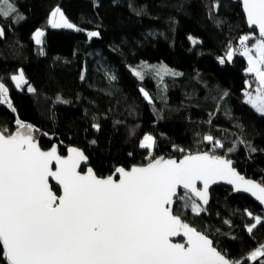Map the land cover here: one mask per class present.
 <instances>
[{
    "label": "trees",
    "instance_id": "trees-1",
    "mask_svg": "<svg viewBox=\"0 0 264 264\" xmlns=\"http://www.w3.org/2000/svg\"><path fill=\"white\" fill-rule=\"evenodd\" d=\"M12 2L18 15L0 17V83L9 89L15 111L0 104V127L16 132L17 119L30 124L42 149L56 145L64 155L76 147L98 176L159 156L178 160L189 152H209L264 184V115L244 100L256 82L238 53L230 62L219 60L229 45L239 48L240 36L258 37L248 31L237 0ZM56 7L74 29L49 26ZM37 29L44 32L40 44L33 39ZM85 29L99 35L89 38ZM190 37L198 41L192 44ZM143 63L178 75L141 69ZM20 71L27 83L17 88L11 77ZM146 134L155 140L151 155L139 146ZM206 135L223 147L214 148ZM184 204L177 200L174 209L230 258L241 264L264 260L246 259L264 244V213L251 199L219 185L199 215ZM256 216L261 223L249 233ZM0 264H6L2 255Z\"/></svg>",
    "mask_w": 264,
    "mask_h": 264
},
{
    "label": "snow or ice",
    "instance_id": "snow-or-ice-1",
    "mask_svg": "<svg viewBox=\"0 0 264 264\" xmlns=\"http://www.w3.org/2000/svg\"><path fill=\"white\" fill-rule=\"evenodd\" d=\"M242 5L248 25L255 26L259 35L240 36L239 48L229 45L219 60L230 62L237 53L246 57L245 71L254 77L256 87L245 92V103L264 115V0H242ZM13 14L17 9L12 0H0V17ZM48 24L53 28L75 27L59 7L50 13ZM43 35L40 29L33 34L37 44ZM98 35L88 33L89 38ZM160 71L169 72L163 66ZM133 72L141 77L139 71ZM11 79L17 88L27 83L23 71ZM28 91L35 89L28 85ZM8 92L0 83V104L6 103L15 111ZM144 95L148 99V94ZM16 125L27 131L9 132L0 127V255L6 264H241L174 209L175 202L183 200L186 208L199 215L204 211L201 204L208 203L209 185L217 180L233 184L237 191L250 192L264 204V184L240 176L231 160L209 152H189L178 160L157 157L130 169L116 167L112 175L101 177L91 167L81 170L88 158L80 149L69 147L66 156L58 153L56 145L42 150L32 125L19 119ZM204 140L214 148L223 147L211 135ZM154 145V137L146 134L139 146L151 155ZM50 179L58 192L53 191ZM179 188L184 189L182 196ZM253 219L249 233L261 223L259 216ZM180 236L182 243L171 239ZM261 257L264 244L246 259Z\"/></svg>",
    "mask_w": 264,
    "mask_h": 264
},
{
    "label": "water",
    "instance_id": "water-1",
    "mask_svg": "<svg viewBox=\"0 0 264 264\" xmlns=\"http://www.w3.org/2000/svg\"><path fill=\"white\" fill-rule=\"evenodd\" d=\"M237 2L239 3V5H240V7H241V11H242V14H243V17H244V20H245V24H246V27H247V29H248V31L249 32H255L256 33V35L258 36L259 35V33H258V29H256L255 28V26H252V27H250L249 25H248V23H247V20H246V16H245V13L243 12V5H242V0H237ZM37 142V141H36ZM38 143V142H37ZM53 146V145H52ZM51 146V147H52ZM50 147V148H51ZM50 148H48V149H50ZM69 148V147H68ZM67 148V149H68ZM74 148H76V147H74ZM42 149V148H41ZM48 149H42V150H48ZM67 149H66V152H65V154L63 155V156H66L68 153H67ZM57 150H58V148H57ZM59 153V152H58ZM159 157H164V158H168V157H166V156H159ZM182 158V157H181ZM232 161V160H231ZM146 165V164H145ZM137 166H141V165H137ZM88 167H90L89 166V163H88V159H87V161H86V163H84V164H82V167H81V170L82 171H85L86 172V170H87V168ZM132 167V166H131ZM130 167V168H131ZM232 167L236 170V172L240 175V176H243L245 179H248V180H252V179H250V178H247V177H245L244 175H242V174H240L238 171H237V169H236V167H235V163H234V161H232ZM130 168H128V169H130ZM115 172V171H114ZM113 172V173H114ZM112 173V174H113ZM111 174V175H112ZM101 177H107V176H101ZM113 178L114 179H118V175H114L113 176ZM254 181V180H253ZM256 182V181H255ZM50 185H52V186H54L56 189H58V186L57 185H55V181H53V180H51L50 179ZM219 185H223V186H226V187H228L231 191H232V193L233 194H236V195H243V196H246V197H248L249 199H251L255 204H257L259 207H260V209L263 211V213H264V204H262L259 200H257L250 192H245V191H243V190H239V191H237L236 189H235V187H234V185L233 184H229V183H227V182H225V181H223V180H217L215 183H212V184H210L209 185V189H208V203H209V199H210V190L212 189V188H214V187H216V186H219ZM198 187H200V188H202L203 187V185L202 184H200L199 182H198ZM178 192L179 193H184V189L183 188H179L178 189ZM193 199H196L195 197H193ZM176 203V202H175ZM197 203H201L199 200H197ZM208 203L207 204H201V207L203 208V209H205V208H207V206H208ZM175 205V204H174ZM172 239V241L173 242H183V237L182 236H180V237H173V238H171ZM209 239H211L210 237H209ZM212 240V239H211ZM215 246V245H214ZM217 247V246H216ZM218 248V247H217Z\"/></svg>",
    "mask_w": 264,
    "mask_h": 264
},
{
    "label": "rangeland",
    "instance_id": "rangeland-1",
    "mask_svg": "<svg viewBox=\"0 0 264 264\" xmlns=\"http://www.w3.org/2000/svg\"><path fill=\"white\" fill-rule=\"evenodd\" d=\"M49 26H51V25H49ZM53 28V27H52ZM75 28V27H74ZM74 28H67V29H74ZM56 29H61V28H56ZM86 33H87V35H88V33L89 32H92V31H95V30H89V29H85L84 30ZM36 32V31H35ZM96 32V31H95ZM89 37V36H88ZM191 42H192V44H195V43H193V40H195V41H198L196 38H193V37H191ZM35 41V40H34ZM249 46H251V44H249ZM244 57V56H243ZM245 58V60H246V62H247V59H246V57H244ZM161 66H163V65H161V64H158V63H151V64H146V63H143V64H141V66H140V68L141 69H145V70H151V71H156L157 69L160 71V69H161ZM248 66V65H247ZM163 67H165V68H167L168 70H169V72L168 73H170L171 75L172 74H175V73H178L176 70H174V69H170V68H168V67H166V66H163ZM247 68V67H246ZM161 72V71H160ZM246 72V71H245ZM19 73L20 72H18V73H16L15 75H19ZM163 73V72H162ZM167 73V74H168ZM247 73V72H246ZM163 74H165V73H163ZM249 74V73H248ZM14 82V81H13ZM14 84H15V82H14ZM15 86H16V84H15ZM247 86H249V83H247ZM255 87H256V85H255ZM255 87H254V89H255ZM246 91H249V90H246ZM245 91V92H246ZM246 99V97L244 96V100ZM5 105H7L6 103H5ZM8 106V105H7ZM256 111V110H255ZM257 112V111H256ZM259 113V112H258ZM259 114H261V113H259ZM19 131H22V132H26L27 131V129H18ZM17 130V131H18ZM149 135V134H148ZM153 150V149H152ZM152 152V151H151Z\"/></svg>",
    "mask_w": 264,
    "mask_h": 264
}]
</instances>
